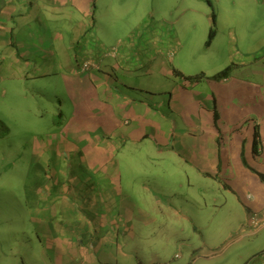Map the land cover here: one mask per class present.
Here are the masks:
<instances>
[{
    "label": "rangeland",
    "instance_id": "obj_1",
    "mask_svg": "<svg viewBox=\"0 0 264 264\" xmlns=\"http://www.w3.org/2000/svg\"><path fill=\"white\" fill-rule=\"evenodd\" d=\"M23 1L24 16L12 23L22 25L18 30L25 27V37L33 31L50 37L53 45L46 44L45 50L55 54L60 38L66 47L81 36L90 51L108 59L106 64L120 54H128L122 64L132 62L128 71L114 74L120 99L143 101L132 112L122 109L125 131L133 141L149 134L159 143L128 141L114 161L123 189L137 206L134 224L142 240L133 253L146 264H264V0H89L94 17L91 6L82 13L74 0H42L68 6L64 12L57 6L51 15L34 7L37 0ZM211 29L216 36L207 48ZM5 57L8 50L0 47V264H28L25 253L11 250L22 242L39 254L24 215L41 166L81 165L73 147L80 144L68 141L67 134L76 104L64 72L20 79L9 73L18 57L11 58L9 69ZM50 57L48 67L47 59L32 54L26 63L52 70L63 61L60 67L69 69L65 59ZM165 64L185 76L226 71V77L198 83L172 74L168 79L157 73ZM88 65L81 64V73ZM189 86H197V97L210 95L221 108L217 180L175 154L157 153V145L172 143L164 140L170 134L181 136L177 143L183 144L185 133L191 140L197 137V115L216 118L204 99L199 103L197 98V105L168 100L167 89L185 88V94ZM206 133L200 127L199 135Z\"/></svg>",
    "mask_w": 264,
    "mask_h": 264
},
{
    "label": "crops",
    "instance_id": "obj_2",
    "mask_svg": "<svg viewBox=\"0 0 264 264\" xmlns=\"http://www.w3.org/2000/svg\"><path fill=\"white\" fill-rule=\"evenodd\" d=\"M74 1L73 6L77 11L83 13L86 10L89 13V0ZM36 2L35 8H43L50 15L57 6L63 12L68 9L62 2ZM23 5V0H0V16H3L0 18V47L8 50V57L4 59H9V66L5 69L11 67V58L17 56L18 62L11 68L14 71L9 73L20 74L16 75L20 79L48 75L42 71L54 75L65 73V82L71 83L68 86L74 105L76 104L72 123L67 130L68 141L80 144L73 147L78 148L74 151L82 161L81 165L76 166L69 163L41 166L39 184H36L26 201L28 216L24 215L26 226L32 231L31 236L36 235L38 239L39 254L30 253L27 244L22 242L13 246L11 252L25 253L29 257L28 264H146L132 250L135 245L140 246L142 240L134 224V221L137 223V206L129 195L131 193L123 189L119 180V167L114 162L117 152L124 149L128 141L138 143L143 140L159 144L149 134L133 141L125 131L126 122L120 114L122 109L128 107L132 112L136 106L143 105V101L126 95L124 99H120L115 94L118 89L114 74L122 68L128 71L132 62L122 64L128 54L115 56L113 53L114 60L106 64L108 59L105 60V56L96 51H90L89 42L82 41L80 35L76 43L73 41L72 46L69 44L66 47L64 39L60 38L56 43L55 54L45 50L46 44L51 47L53 45L49 41L52 40L50 37L43 38L35 31L25 37V27L18 30L22 25L12 23L13 18L24 16L21 8ZM80 34H84V31ZM81 44L85 46L84 49L82 47L84 53L82 49L80 51ZM30 54L47 59L46 67L50 64L49 60L53 59L50 55L58 56L57 58L66 60L69 69L64 71V67H60L63 61L57 66L58 69L31 68L26 63L30 60ZM97 58L100 60L97 61ZM84 62H89L90 65L86 67L85 73H81L83 71L79 67ZM102 62L105 68L103 71ZM172 70L165 64L157 73L170 78ZM79 75L83 76L78 78ZM147 76L151 80V74ZM191 86L185 94V88L182 91L174 87L167 89L166 93H171L168 100L172 102L175 97V102L185 101L187 104L197 105V98L199 103L204 99L215 111L216 118L207 116L203 119L197 115V137L191 140L189 134L185 133L187 140L183 137V144L177 143L182 141L181 136L170 134L171 138L166 137L164 140L170 139L172 143L166 144L165 148L157 145V153L175 154L197 168L200 174L217 180L221 165L217 120L220 119L221 108L217 100L208 98L210 95L205 97V94H198L197 97V86L196 89ZM149 110L156 112L153 108ZM193 119L195 120V115ZM202 126L208 130L206 136L199 135ZM142 218L144 219L143 216Z\"/></svg>",
    "mask_w": 264,
    "mask_h": 264
},
{
    "label": "trees",
    "instance_id": "obj_3",
    "mask_svg": "<svg viewBox=\"0 0 264 264\" xmlns=\"http://www.w3.org/2000/svg\"><path fill=\"white\" fill-rule=\"evenodd\" d=\"M93 2H95V1H93ZM93 8L95 9V6L92 5L91 6V13L94 11ZM92 17H94L93 13H92ZM216 21H217L216 14L213 13L212 14V23H213V25L216 24ZM215 36H216L215 30L211 29L209 37H208V40H207V42L205 44L207 48L211 47ZM172 72H173V75H175L177 77H181L184 81H186V82L188 81V82H191V83H193V82H197L198 83V82H201V81L206 80V79L207 80L213 79V80H216V81H221V80H223V78L226 77V71H224V72H222L220 74L214 75L212 77H208L205 73H202V74H199V75H196V76H185L181 71H179L177 69H174V68H173ZM255 134H256V136H255V139H256V138L259 137L258 130H257V132Z\"/></svg>",
    "mask_w": 264,
    "mask_h": 264
},
{
    "label": "built area",
    "instance_id": "obj_4",
    "mask_svg": "<svg viewBox=\"0 0 264 264\" xmlns=\"http://www.w3.org/2000/svg\"><path fill=\"white\" fill-rule=\"evenodd\" d=\"M87 67H88V66H87ZM262 217H263V222H262V224L264 225V214H263V216H262Z\"/></svg>",
    "mask_w": 264,
    "mask_h": 264
}]
</instances>
